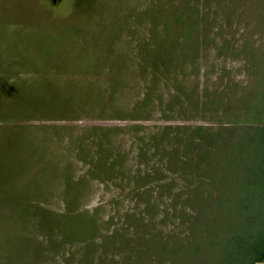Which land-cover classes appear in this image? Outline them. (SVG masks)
Segmentation results:
<instances>
[{"label": "rangeland", "instance_id": "1", "mask_svg": "<svg viewBox=\"0 0 264 264\" xmlns=\"http://www.w3.org/2000/svg\"><path fill=\"white\" fill-rule=\"evenodd\" d=\"M152 2L0 0V264H81L85 245L67 227L70 209L69 214L94 216L98 245H113L126 232L129 216L141 208L130 194L133 182L128 180L141 173V135L147 138L166 125L217 129L214 120L204 121L197 114L164 118L163 109L176 92L173 81L161 76L150 91L147 112L129 118L152 86L151 73L144 72L150 58L141 51L151 33L145 11ZM221 25L225 20L219 14L213 42L176 76L187 88L203 93L235 84L246 90L253 84L244 57L219 54ZM157 30H162L160 22ZM233 30L235 35L226 31L225 37L236 47L247 38L246 30L235 23ZM248 39L264 45L258 31ZM101 144L122 153L115 177L101 178L92 171ZM156 160L154 165H160ZM180 178L177 174L176 189L184 184ZM158 192L155 187L153 232L165 235L173 224L162 223L168 199L163 203ZM234 219H218L230 221L219 239L208 232L213 246L231 227L238 230ZM220 222L217 230H222ZM116 231L118 235L111 237ZM128 233L133 236L132 228ZM96 247L93 260L98 262L104 253ZM114 252L117 260L125 253ZM216 255L210 250L197 264H216Z\"/></svg>", "mask_w": 264, "mask_h": 264}, {"label": "trees", "instance_id": "2", "mask_svg": "<svg viewBox=\"0 0 264 264\" xmlns=\"http://www.w3.org/2000/svg\"><path fill=\"white\" fill-rule=\"evenodd\" d=\"M219 14L225 20L218 34L222 38L217 45L219 54L244 57L254 82L246 90L235 84L206 88L199 93L196 88H187L176 76L184 71L188 62L196 61L200 49L213 42L211 32L218 24ZM146 15L150 16L151 33L142 42L141 51L150 58L144 72L151 73L152 86L144 99L132 107L129 118H138L139 113L147 112L151 104L147 103L150 91L161 76L173 81L176 92L166 105V111L163 109L164 118L197 114L204 121L214 120L218 127L213 130L209 125H197L182 130L184 127L180 125H166L158 127L147 138L145 134L139 136L143 145L138 152V162L145 170L142 172L139 166L143 174L138 172L128 180L133 182L130 194L141 208L129 216L126 232L109 246L106 242L99 246L95 240L94 216L69 214L70 209L66 214L67 227L72 236L85 245L79 262L197 264L202 259L204 262L210 250L215 256L218 248L216 264L264 262V45L256 46L248 39L257 31L264 36V0H153L146 8ZM159 22L161 32L157 30ZM234 23L239 28L244 27L247 36L236 47L233 40L225 37L226 31L235 35ZM148 47H153L150 52ZM248 121L251 125L241 126ZM102 136L106 138V132ZM97 152L95 167L91 163L93 173L101 178L118 175L119 171L115 170L117 165L122 167L121 151L106 150L101 144ZM156 158L155 162L160 165H154ZM177 174L184 181L178 189L175 188ZM152 183H157L159 199L163 203L168 199L162 223H172L173 227L165 235L153 232L156 205L152 201L155 189L150 186ZM224 216L235 217L233 226L238 230L231 227L227 237L213 246L208 232H214L219 239L230 221H218ZM218 222L222 223V230L216 229ZM130 228L133 236L128 235ZM117 235V231L112 232L111 237ZM96 246L104 253L98 262L93 260L98 251ZM114 251L125 253L117 260Z\"/></svg>", "mask_w": 264, "mask_h": 264}, {"label": "crops", "instance_id": "3", "mask_svg": "<svg viewBox=\"0 0 264 264\" xmlns=\"http://www.w3.org/2000/svg\"><path fill=\"white\" fill-rule=\"evenodd\" d=\"M258 264H264V262H260V263H258Z\"/></svg>", "mask_w": 264, "mask_h": 264}]
</instances>
